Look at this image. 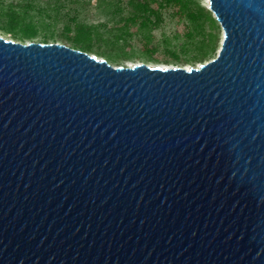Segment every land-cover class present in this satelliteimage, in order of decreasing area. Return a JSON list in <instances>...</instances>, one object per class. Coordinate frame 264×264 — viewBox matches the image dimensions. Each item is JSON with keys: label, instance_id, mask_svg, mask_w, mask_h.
I'll list each match as a JSON object with an SVG mask.
<instances>
[{"label": "water", "instance_id": "1", "mask_svg": "<svg viewBox=\"0 0 264 264\" xmlns=\"http://www.w3.org/2000/svg\"><path fill=\"white\" fill-rule=\"evenodd\" d=\"M197 66L0 34V264H264V0H206Z\"/></svg>", "mask_w": 264, "mask_h": 264}, {"label": "trees", "instance_id": "2", "mask_svg": "<svg viewBox=\"0 0 264 264\" xmlns=\"http://www.w3.org/2000/svg\"><path fill=\"white\" fill-rule=\"evenodd\" d=\"M92 5L98 21L89 16ZM49 8L47 13L36 0H0L1 34L23 42L60 41L120 65L135 37L131 25L159 29L180 17L187 23L183 34L163 32L159 41L138 48L140 55L152 59L162 50L173 63L204 62L220 46L221 26L203 0H51Z\"/></svg>", "mask_w": 264, "mask_h": 264}, {"label": "rangeland", "instance_id": "3", "mask_svg": "<svg viewBox=\"0 0 264 264\" xmlns=\"http://www.w3.org/2000/svg\"><path fill=\"white\" fill-rule=\"evenodd\" d=\"M9 1V0H7ZM17 1V0H15ZM39 2L40 6L45 7L47 10V13L51 12V9L49 8V5L51 3V0H36ZM95 1L93 2V4ZM203 3L206 5V0H203ZM92 8L90 10L89 16L94 19L95 21H98L101 19V17L98 14V11L94 8V5L91 6ZM41 9H35L33 10V13L35 15L39 16ZM187 23L183 21L180 17L174 18L173 20L168 19L165 23V25L159 29H151L149 27H142L139 24H133L130 27V31L135 33V37L130 41L128 50L130 51L129 57L127 59L122 60L120 63L122 65H131L138 62H146L152 65H166V66H197L201 62H177L173 63L169 60V56L162 50H159L154 53L152 59H147L146 57L140 55L138 52V48H145L147 44H152L153 42H157L160 40L162 33L166 32L167 34H183L185 32ZM1 34V31H0ZM5 35V34H3ZM6 37H9L8 35H5ZM34 41H38L35 39ZM29 42V41H26ZM60 42V41H59ZM216 55V54H215ZM114 65H118L117 62L113 63Z\"/></svg>", "mask_w": 264, "mask_h": 264}]
</instances>
